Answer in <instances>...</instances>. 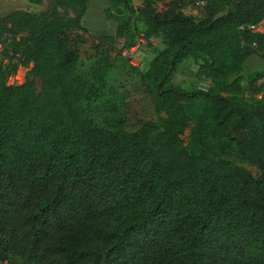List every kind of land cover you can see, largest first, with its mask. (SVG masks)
I'll return each mask as SVG.
<instances>
[{
    "label": "trees",
    "instance_id": "obj_1",
    "mask_svg": "<svg viewBox=\"0 0 264 264\" xmlns=\"http://www.w3.org/2000/svg\"><path fill=\"white\" fill-rule=\"evenodd\" d=\"M48 1L0 19L12 53L0 64V264H264V72L243 86L237 71L264 52V33L250 29L264 0H208L200 18L183 13L197 0H108L114 35L91 34L90 0ZM139 25L149 45L166 33L141 77L165 117L129 132L107 77ZM88 36L91 84L77 69ZM188 59L209 90L171 84ZM30 64L24 84L8 83ZM108 90L114 99L101 101ZM102 112L110 128L94 120ZM218 132L240 161L212 154Z\"/></svg>",
    "mask_w": 264,
    "mask_h": 264
},
{
    "label": "rangeland",
    "instance_id": "obj_2",
    "mask_svg": "<svg viewBox=\"0 0 264 264\" xmlns=\"http://www.w3.org/2000/svg\"><path fill=\"white\" fill-rule=\"evenodd\" d=\"M15 3H11L8 0V4H0V19L7 16L8 14L16 11L29 12L41 14L48 10L50 1L48 0H18ZM135 8H139L143 5V0H131ZM14 2V0H13ZM30 4H29V3ZM98 1H93L91 7L88 9L89 12L83 19L85 25L90 29L92 35L99 34H115L116 25L112 21H107L105 18L104 10L108 7V3L105 8ZM16 5V6H14ZM16 9V10H15ZM61 13L67 19L75 17V14L71 10H61ZM183 13L185 16H193L200 18L204 13V9L195 7L194 4H188L183 7ZM263 23V22H262ZM139 32L137 31L134 35V39H140L139 37L143 34V26L139 25ZM264 33V25L261 28ZM166 33L161 32L157 37L152 39L151 45L148 43L144 44L140 52L134 56L131 62L122 56V53L126 49L123 44L117 47L112 52L114 67L107 77V83L117 92L115 97L118 102L124 101L128 105V108H124L125 116L130 120L127 130L134 132L138 130L144 123L157 122L161 117H165L164 114H158L154 105L145 92V89L141 86V77L148 71L151 61L157 56V54L165 49ZM95 40L88 36V43L82 49L81 57L77 63V69L79 75H84L91 84L93 80L90 78L91 69L99 62V58L94 57V49L92 44ZM105 49H108L106 46ZM7 54H12L10 50V42L4 41V38L0 41V64L8 63ZM119 53L121 55H119ZM124 58V59H123ZM13 62H17L14 60ZM34 67V64H30L28 67L19 65L15 74H12L8 83L10 85H22L26 82V79L30 77V73ZM238 74L242 77L243 86L247 84V77L256 73L264 72V52L259 55L250 56L241 66L237 69ZM37 88L40 91L41 83L37 79ZM172 85H179L186 91H207L211 88V81L200 75L198 71V63L193 59H188L181 63L174 71L171 79ZM109 90L104 93L101 101L113 100ZM187 105H190L189 103ZM190 111H193V116L198 113L199 107L197 105H191ZM107 112H102L94 116L96 123L105 128H110ZM210 151L213 155L220 156L223 158H235L239 160L236 147L231 144L227 147L224 141L222 132L216 133L209 139ZM244 166L250 167L247 163H242Z\"/></svg>",
    "mask_w": 264,
    "mask_h": 264
},
{
    "label": "built area",
    "instance_id": "obj_3",
    "mask_svg": "<svg viewBox=\"0 0 264 264\" xmlns=\"http://www.w3.org/2000/svg\"><path fill=\"white\" fill-rule=\"evenodd\" d=\"M207 2H208V0H197L196 1V6L197 7H200L201 9H204L205 6L207 5ZM260 27H261V25H258V26H250V29L252 31H255V32H261V33H263L261 31V28ZM139 38L140 39H138V40L135 41L134 45H132L129 48H126L124 50V52L122 53V56L124 58L128 59L130 62L134 58V56L137 55L140 52L142 46L144 44L148 43L146 41V39L143 37V35H141ZM259 84H264V79L262 81H260ZM259 98H261V96H259Z\"/></svg>",
    "mask_w": 264,
    "mask_h": 264
},
{
    "label": "crops",
    "instance_id": "obj_4",
    "mask_svg": "<svg viewBox=\"0 0 264 264\" xmlns=\"http://www.w3.org/2000/svg\"><path fill=\"white\" fill-rule=\"evenodd\" d=\"M8 0H0V4H3V5H5L6 3L8 4V2H7ZM16 1L17 2H19L18 0H14V2H13V0H10V2L11 3H15L16 4ZM22 1V0H21ZM26 1H30V0H26ZM93 1H98L100 4H104V3H108V0H93ZM29 3V2H28ZM91 3H92V0H90V3H89V8L91 7ZM30 4V3H29ZM106 4L105 5H103V8H105V6H106ZM14 6H16V5H14ZM16 10V9H15ZM105 11V10H104ZM88 12H89V10H88ZM88 12H87V14H88ZM261 25V27L260 28H262V26L264 25V21H263V23H261L260 24Z\"/></svg>",
    "mask_w": 264,
    "mask_h": 264
}]
</instances>
